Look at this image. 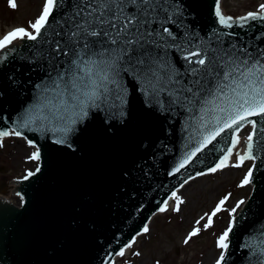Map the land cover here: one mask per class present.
Listing matches in <instances>:
<instances>
[{"label":"water","instance_id":"95a60500","mask_svg":"<svg viewBox=\"0 0 264 264\" xmlns=\"http://www.w3.org/2000/svg\"><path fill=\"white\" fill-rule=\"evenodd\" d=\"M76 2L64 0L56 9L49 33L59 29L55 20L73 14ZM215 6L216 0H168V11L160 13L175 40L166 34L164 40L157 37L160 45H168L158 50L159 55L185 84L193 79L187 75L189 68L198 67L183 59L186 49L199 46L213 58L224 52L243 57L244 52H237L240 48L253 57L264 51V21L226 28L218 23ZM48 38L13 43L10 47L15 52L0 61V130H10L26 110L33 111L38 104L48 105L43 114L49 116L59 106V97L41 89L50 84V74L64 69L73 56L53 53L55 58L50 57L53 46L46 42ZM122 84L125 102L89 107L64 144L53 142L58 138L50 130L54 118L51 125L45 122V131L35 130L39 121L32 129L22 130L21 137L39 148L40 159L29 171L34 175L14 181L15 193L22 197L20 205L0 197V264H111L164 201L169 202L171 193L189 177L209 173L230 145L231 130H226L174 172L203 139L202 113L170 104L167 92L145 94L132 75H123ZM250 119L257 124L251 190L232 219L222 264H258L257 256L243 245L250 237L264 239V117Z\"/></svg>","mask_w":264,"mask_h":264},{"label":"snow or ice","instance_id":"6c2138e0","mask_svg":"<svg viewBox=\"0 0 264 264\" xmlns=\"http://www.w3.org/2000/svg\"><path fill=\"white\" fill-rule=\"evenodd\" d=\"M63 3L64 0H43L39 15L34 21H29L27 29L15 27L0 36V61L15 52L10 47L15 41H38L47 36L51 38L46 39V42L53 46L49 51L50 57L68 56L70 53L73 56L71 63L64 69L56 71L55 76L50 74V84H45L41 89L44 93L51 92L60 98L53 116L43 114V108L48 105L38 104L33 111L26 110L10 130H0V142L10 135L21 137L23 129H32L38 121L39 127L35 130L45 131V122L51 125L54 118L55 126L50 130L58 138L53 142L64 144L68 133L73 130L72 126L87 115L89 107H99L101 104L116 107L115 101L121 104L125 102L123 94L126 88L122 84V78L123 75H132L139 80L145 94L159 96L167 92L171 97L170 104L184 107L190 113H202L199 128L203 139L179 162L174 172L183 168L196 153L226 130H231L230 145L222 150L224 154L208 172L214 173L228 166L240 167L245 160L256 159L253 150L257 124L250 118L264 117V51L253 57L246 49L240 48L237 52H244L243 57L224 52L213 58L208 57L206 51L199 46L195 50L186 49L183 59L189 65L196 64L198 67L189 68L187 75L193 79L185 84L182 79L177 78L180 73L158 51L168 45L166 42L160 45L157 37L164 40L166 34L175 40L171 29L163 26L164 19L160 16L161 11H168L165 7L168 0H77L73 14L55 20L59 29L49 33L54 13ZM8 6L17 8V0H8ZM215 16L218 23L226 28H232L234 24L243 26L250 20L264 21V4H260L255 12L233 18L222 13L220 0H216ZM167 19L171 21V16ZM158 23L160 27H154ZM37 87L41 88L40 85ZM160 103L163 107V101ZM204 113L209 114L210 119H206ZM246 124H250L253 130L246 137V148L242 154L236 152L237 163L229 165L234 149L241 142L239 133ZM27 143L36 148L28 159L38 161L39 148L31 140ZM2 146L0 143V147ZM39 170L37 167L36 171ZM34 174L28 172L25 179ZM252 174L253 169L249 168L239 186L249 184ZM184 183L187 184L188 180ZM170 198L175 201L172 210L180 211V205L184 203L181 197L173 191ZM227 199L228 196L220 199L212 212L197 220L196 225L206 218L203 228H209L213 217L222 210ZM243 203V200L238 201L236 207L230 210V216ZM168 206V201L165 200L158 211L165 212ZM233 226L234 221H230L217 239L216 246L222 251L215 264H222L225 260V250L229 247V234ZM149 231L148 224H145L142 233ZM199 232L200 228L194 226L183 243L187 245ZM134 242L135 237L125 247L131 248ZM243 247H248L251 255L257 256L258 264H264V239L250 237ZM116 255L123 256L124 248ZM156 264H160V261Z\"/></svg>","mask_w":264,"mask_h":264},{"label":"rangeland","instance_id":"374dc122","mask_svg":"<svg viewBox=\"0 0 264 264\" xmlns=\"http://www.w3.org/2000/svg\"><path fill=\"white\" fill-rule=\"evenodd\" d=\"M264 0H221L225 13L237 15L247 11L257 10ZM17 8L8 6V0H0V36L15 27L28 28L29 21H34L39 15L43 0H17ZM30 30V29H29ZM251 127H244L239 133L240 140L247 137ZM0 147V194L14 200L20 198L11 192L10 182L15 175L33 169L36 160L28 157L34 151L24 139L10 135L3 139ZM251 160H245L240 167H224L214 173H206L188 181L177 192L184 201L180 211H173L175 201L171 199L168 210L157 212L149 221L148 233L136 236L135 242L123 256H117L112 264H215L222 251L216 246L218 237L228 227L237 211L230 216V210L236 207L238 201H245L251 185L239 186L248 172ZM237 163L235 153L231 164ZM228 196L222 210L213 217L212 225L204 229L206 218L200 220L206 213H211L223 197ZM194 226L200 228L197 236L185 245L187 234ZM140 253V255H134Z\"/></svg>","mask_w":264,"mask_h":264},{"label":"bare ground","instance_id":"6f19581e","mask_svg":"<svg viewBox=\"0 0 264 264\" xmlns=\"http://www.w3.org/2000/svg\"><path fill=\"white\" fill-rule=\"evenodd\" d=\"M230 164H231V160L229 161V165H230ZM180 189H181V188H179L176 192H178ZM177 195H178V194H177ZM169 204H170V202L168 203V205H169ZM128 250H129V248H126V247H125V248H124V253H126ZM116 257H117V256H116ZM116 257H115V258H116ZM115 258H114V259H115Z\"/></svg>","mask_w":264,"mask_h":264}]
</instances>
